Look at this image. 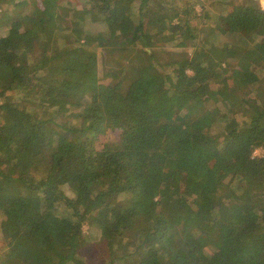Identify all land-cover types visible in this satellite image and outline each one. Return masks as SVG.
Returning <instances> with one entry per match:
<instances>
[{
	"label": "trees",
	"instance_id": "1",
	"mask_svg": "<svg viewBox=\"0 0 264 264\" xmlns=\"http://www.w3.org/2000/svg\"><path fill=\"white\" fill-rule=\"evenodd\" d=\"M75 2L20 0L0 35V264H88L92 240L103 264H264L258 2L215 0V24L191 1Z\"/></svg>",
	"mask_w": 264,
	"mask_h": 264
},
{
	"label": "rangeland",
	"instance_id": "2",
	"mask_svg": "<svg viewBox=\"0 0 264 264\" xmlns=\"http://www.w3.org/2000/svg\"><path fill=\"white\" fill-rule=\"evenodd\" d=\"M19 1L20 0H1L0 1V35L1 36L6 35V32L8 31L7 25L14 22L15 18L19 14H24V13L27 14L29 7L27 9V7L24 6L23 10H21V7L17 8L14 6ZM21 1H24V0H21ZM183 1L193 2L195 10L199 14L202 13L203 11L206 12L207 14V11L205 9H208L210 12L209 22H212L215 24V21H217V18H215V6H214L215 0H183ZM59 3L65 5V8L77 6V3L75 2V0H59ZM203 6H205V9H203ZM77 10H81L80 5L78 6ZM94 21L91 18L89 19L85 18L84 21L80 25L77 24L78 26L81 27V29H79V34H83L84 36H87L88 34H94V33L101 31L102 30L101 25H99L96 20ZM127 28H125V31ZM108 63H109V59L107 55L100 49H95L93 58L90 60V62H88L89 68L91 66L96 67L97 65V72H98L97 76L101 84L108 83V80L103 78V71H104V68L108 65ZM15 100H17V98H15ZM48 106L51 108V110L45 115V118L50 120L51 125H52L53 123L56 122L57 106L53 105L52 103H48ZM63 107H66V106H63ZM214 128H215V132H217L218 131L217 128H221V126L219 127L216 125ZM118 140H119V132L116 130H112V131L109 130L107 131V133H105V135L101 137V140L96 143V146L101 147V148L114 146ZM260 154H261V151L258 149L253 152V156H256V155L258 156ZM184 177H185L184 172H179V176H178V181L180 182L179 184H182ZM83 230L85 231V233L88 232V224H84ZM88 243L90 246L87 247L84 252L88 259V264H103L104 263L103 243H100L94 240L88 241Z\"/></svg>",
	"mask_w": 264,
	"mask_h": 264
},
{
	"label": "built area",
	"instance_id": "3",
	"mask_svg": "<svg viewBox=\"0 0 264 264\" xmlns=\"http://www.w3.org/2000/svg\"><path fill=\"white\" fill-rule=\"evenodd\" d=\"M260 4L261 9L264 11V0H254Z\"/></svg>",
	"mask_w": 264,
	"mask_h": 264
},
{
	"label": "crops",
	"instance_id": "4",
	"mask_svg": "<svg viewBox=\"0 0 264 264\" xmlns=\"http://www.w3.org/2000/svg\"><path fill=\"white\" fill-rule=\"evenodd\" d=\"M259 4V3H258ZM262 10V9H261ZM263 11V10H262Z\"/></svg>",
	"mask_w": 264,
	"mask_h": 264
}]
</instances>
